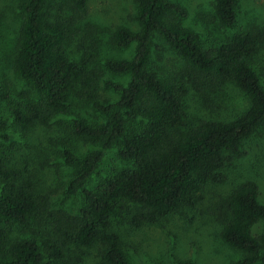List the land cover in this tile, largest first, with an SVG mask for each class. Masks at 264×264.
Masks as SVG:
<instances>
[{
  "label": "trees",
  "instance_id": "trees-1",
  "mask_svg": "<svg viewBox=\"0 0 264 264\" xmlns=\"http://www.w3.org/2000/svg\"><path fill=\"white\" fill-rule=\"evenodd\" d=\"M238 0H214V13L221 27L237 24ZM139 28L119 26L112 45L125 49L136 44L132 58H111L106 69L128 74L123 85L111 81L120 97L109 105L98 101L103 72L98 67L73 60L68 45L88 26L89 0H19L23 15L19 28L14 67L27 81L37 98L13 108L20 132L42 124L50 126L62 115H70L72 95L91 100L108 114L97 126L73 114L75 133L100 149L84 156L66 150V160L77 166L69 191L80 189L84 205L75 211H51V196L40 192L30 170L14 159L13 141L0 135V264H59L68 243L106 246L104 260L110 264H130L120 235L113 229L117 209L130 210L134 227L153 224L186 207L197 206L209 182L225 179L223 168L242 155V143L264 125V87L251 63L258 50V37L238 32L216 46L205 47L200 34L186 26L187 10L176 0H136ZM173 47L196 70L172 79H162L149 68L155 36ZM216 89L228 82L243 90L250 100L248 109L231 120H201L188 124L183 97L187 83ZM141 121L132 130L129 121ZM9 127L0 117V132ZM116 148L123 166L103 175L94 188L87 182L104 158V150ZM254 180L241 182L226 202L220 218L221 237L243 252L232 264L264 262V232L253 227L264 221V203ZM53 214L55 234L42 243L34 238H14L15 230L36 229ZM58 215V219H56ZM172 264H196L176 257Z\"/></svg>",
  "mask_w": 264,
  "mask_h": 264
},
{
  "label": "rangeland",
  "instance_id": "rangeland-1",
  "mask_svg": "<svg viewBox=\"0 0 264 264\" xmlns=\"http://www.w3.org/2000/svg\"><path fill=\"white\" fill-rule=\"evenodd\" d=\"M19 0H0V117L9 127L3 133L13 141L14 159L27 167L38 190L51 196V211H77L84 205L80 189L69 191L76 177L77 166L66 160V150L84 156L100 149L99 143L86 141L76 135L73 115L80 116L89 124L97 126L108 114L97 109L93 102L79 95H72L70 115H62L50 126L37 124L27 132L19 131L13 108L35 100L36 94L14 67L16 42L23 15L18 9ZM187 10L183 23L200 34L205 47L216 46L238 32H252L258 37V50L251 61L264 87V0H238L237 24L233 28L221 27L214 13V0H176ZM90 15L87 28L67 47L68 55L75 61L98 67L103 72L99 83L98 101L109 105L120 97L119 91L109 82L123 85L130 80L128 74H115L105 67L111 58H132L136 44L125 49L112 45L111 37L119 26L136 31V0H89ZM149 68L158 72L162 79H172L196 70L183 60L176 50L159 35L155 36ZM194 81V79H192ZM197 81L200 82L198 79ZM194 81L187 83L188 92L183 97L188 124L201 120H231L244 113L250 100L234 83L228 82L216 89L204 88ZM73 114V115H72ZM141 121L128 122L132 130ZM123 166L116 148L104 150V158L87 182L94 188L101 177ZM222 182H209L204 187V198L195 207H186L161 218L153 224L134 227L130 223V210L117 208L112 215L113 229L120 235L122 247L130 264H172L176 257L190 258L196 264H232L244 254L228 245L221 237V216L226 212V202L232 191L245 180H254L260 187L259 199L264 203V125L242 143V155L235 157L223 168ZM58 219V215L55 216ZM56 221L47 215L36 229L15 230L14 238H34L39 243L55 234ZM264 232V221L253 227V233ZM106 246L101 242L90 245L68 243L59 264H110L104 260ZM264 256V252H263ZM261 264H264L261 263Z\"/></svg>",
  "mask_w": 264,
  "mask_h": 264
}]
</instances>
